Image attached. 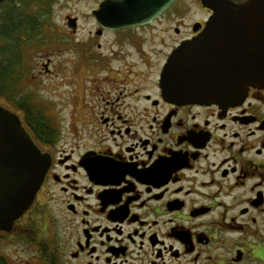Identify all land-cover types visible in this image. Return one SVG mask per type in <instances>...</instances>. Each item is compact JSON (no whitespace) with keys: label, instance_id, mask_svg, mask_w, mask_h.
I'll list each match as a JSON object with an SVG mask.
<instances>
[{"label":"flooded vegetation","instance_id":"flooded-vegetation-1","mask_svg":"<svg viewBox=\"0 0 264 264\" xmlns=\"http://www.w3.org/2000/svg\"><path fill=\"white\" fill-rule=\"evenodd\" d=\"M96 1L85 37L71 41L75 14L63 35L81 46L71 49L85 66L83 93L103 92L91 103L73 96L84 114L68 130L40 111L43 120L27 125L50 165L4 239L24 241L44 264H264V86L227 102L165 92L171 50L213 8L192 0L200 16L186 23L175 0L149 23L109 28L92 12ZM10 5L0 18L4 66L22 79L21 44L51 43L55 28L43 14L23 24Z\"/></svg>","mask_w":264,"mask_h":264},{"label":"water","instance_id":"water-1","mask_svg":"<svg viewBox=\"0 0 264 264\" xmlns=\"http://www.w3.org/2000/svg\"><path fill=\"white\" fill-rule=\"evenodd\" d=\"M173 1L103 0L92 12L104 27H134ZM201 1L213 8L212 16L171 50L164 90L191 101L241 100L250 85L264 86V0ZM49 165V153L33 142L17 113L0 104V230H10L28 209Z\"/></svg>","mask_w":264,"mask_h":264},{"label":"rangeland","instance_id":"rangeland-1","mask_svg":"<svg viewBox=\"0 0 264 264\" xmlns=\"http://www.w3.org/2000/svg\"><path fill=\"white\" fill-rule=\"evenodd\" d=\"M10 4H16V15H22L23 24L27 22L31 15L43 14L48 23L55 28L49 35L54 37L51 43L46 44L44 41L37 42L34 47H29L28 44H21V47L26 48L22 58L27 63L24 71V76L16 77L14 75L7 76L6 88L8 99L13 103L26 100L31 106L32 111L41 112L43 119L51 121L54 126L59 125L61 129L68 130V125L73 122L74 116L83 115V108L75 109L73 96L86 100L91 103V100L98 98L99 93L103 90L91 91L89 89L83 93L79 82L82 80V74L85 66L84 63L78 64L80 61V45H75L78 52L71 49L75 46H69L67 40H64V30L69 28L66 25V15L75 14L78 16L79 25L77 32L71 35L72 40L76 42L85 37L86 30L91 28L93 23L90 22L91 12L97 4L96 0H8L0 5V18L2 12H8L11 9ZM175 7H179L184 13V21H191L192 18L198 19L200 13L193 6L192 0H180L175 3ZM46 11V12H45ZM182 13V15H183ZM14 14V13H13ZM42 18V19H45ZM67 26V27H66ZM22 30V29H21ZM68 31V29L66 30ZM44 36V35H43ZM42 36L39 37V40ZM0 39V45L2 44ZM157 53L155 54V58ZM85 60V59H84ZM115 66L117 64L113 63ZM44 65L49 71H46ZM95 66V65H93ZM77 69V70H76ZM98 68H94L97 70ZM76 70V71H75ZM78 77V85L72 87L74 80L72 76ZM86 76H84L85 78ZM104 89V88H102ZM12 92V94L10 93ZM90 100V102H89ZM0 103L8 104L0 99ZM82 102L80 103V106ZM20 112V111H19ZM28 247L24 241H14L10 239H0V257L4 264H44L39 259L37 252ZM36 254V255H34Z\"/></svg>","mask_w":264,"mask_h":264},{"label":"trees","instance_id":"trees-1","mask_svg":"<svg viewBox=\"0 0 264 264\" xmlns=\"http://www.w3.org/2000/svg\"><path fill=\"white\" fill-rule=\"evenodd\" d=\"M1 28L2 26L0 24V35H1ZM4 53H5V50L0 45V99L5 101L8 104V108H10L12 111L15 109L20 111V114L22 117L21 122H23L24 127H26V129L29 132V129L27 128L28 124H30L31 122H35V121H42L43 119L39 112L32 111V108L30 107L31 105L26 100L24 101L21 100V102L13 103L6 96L9 91L6 88L8 85L6 84L7 76H6V69L4 66V63H5ZM37 129L41 131L45 130V129H41L40 126L39 127L37 126ZM15 232L18 236L23 233L21 230H17ZM5 236H6V231L0 230V239H4ZM0 264H4L1 257H0Z\"/></svg>","mask_w":264,"mask_h":264}]
</instances>
